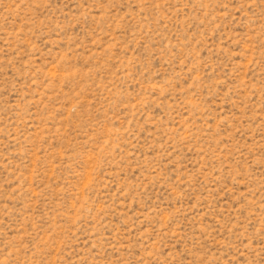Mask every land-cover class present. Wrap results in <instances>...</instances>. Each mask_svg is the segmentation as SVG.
I'll use <instances>...</instances> for the list:
<instances>
[{
  "label": "rangeland",
  "instance_id": "1",
  "mask_svg": "<svg viewBox=\"0 0 264 264\" xmlns=\"http://www.w3.org/2000/svg\"><path fill=\"white\" fill-rule=\"evenodd\" d=\"M0 264H264V0H0Z\"/></svg>",
  "mask_w": 264,
  "mask_h": 264
}]
</instances>
